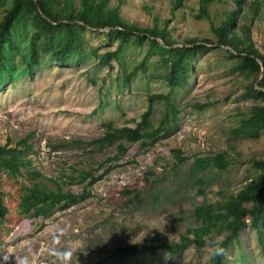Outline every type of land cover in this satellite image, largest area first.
I'll return each instance as SVG.
<instances>
[{
  "label": "rangeland",
  "instance_id": "obj_1",
  "mask_svg": "<svg viewBox=\"0 0 264 264\" xmlns=\"http://www.w3.org/2000/svg\"><path fill=\"white\" fill-rule=\"evenodd\" d=\"M75 3L79 6V0ZM109 5L119 6L127 22L152 27L156 19L163 26L171 17L172 0H125L121 5L110 0ZM234 6V0H215L210 7L212 19L217 21L218 14ZM198 7L199 0H185L177 11L170 29L179 41L214 38L210 21L196 18ZM248 8L246 14H250ZM84 36L81 62L44 65L33 75L0 88V145L14 147L26 139L34 150L28 156L33 176L25 169L17 178L0 171V190L9 210L0 222V264H64L58 254L66 250L72 254L68 264H115L110 255L119 246L151 240L178 243L198 225L196 207L238 193L258 174L254 162L264 160V131L257 137L231 132L252 106L263 104L250 93L257 88V80L232 72L234 60L223 51L210 50L195 59L188 85L175 93L181 107L177 131L143 144L124 142L128 146L125 157L107 161L119 152L120 141L114 145L96 141L105 133L103 123L136 126L148 109V95L167 93L169 87L144 71L126 82L125 72L143 61L144 49L130 46L120 59L105 65L94 53L114 50L118 42L105 43L103 35L90 31ZM253 40L264 54V3L253 27ZM48 59L46 53L43 60ZM152 60L148 66L155 64L156 57ZM155 106L149 119L157 125L163 102ZM219 153L228 160L227 170L213 167L193 172L196 158ZM82 170L93 172L97 180L91 184L92 177L70 185L68 177H78ZM34 181L90 196L64 210L55 208L29 218L20 213L19 206L24 187ZM223 238L220 235L217 240ZM213 248L191 244L177 254L141 253L122 264H212ZM225 257L227 264H264L256 230L246 227Z\"/></svg>",
  "mask_w": 264,
  "mask_h": 264
},
{
  "label": "trees",
  "instance_id": "obj_2",
  "mask_svg": "<svg viewBox=\"0 0 264 264\" xmlns=\"http://www.w3.org/2000/svg\"><path fill=\"white\" fill-rule=\"evenodd\" d=\"M125 0H118L119 5ZM185 0H172L171 17L159 26L156 19L152 27H141L122 18L119 6L111 7L110 0H0V88L8 83L31 76L41 66L57 63L67 65L83 60V46L86 43L84 32L90 31L104 36L105 43L117 41V47L105 53H94L100 63L109 65L113 59H120L127 48H142L145 58L131 72H125L126 82H131L139 71H144L152 79L162 80L169 87L167 93L148 95L149 106L142 114V120L134 127L118 126L113 121L103 123L105 133L96 141L101 145L118 144L119 152L107 161L122 160L128 152L124 142L133 144L147 143L159 137L168 138L177 131L181 107L178 106L175 93L185 88L190 80L193 62L199 55L210 50L223 51L234 61L232 72H240L247 77L254 76L257 88H251V95L263 104L250 108L248 115L232 129L238 136L257 137L264 131V54L253 40V27L261 14L264 0H234V8L218 14L217 21L212 19L210 7L215 0H199L198 20L207 19L211 23L214 38H185L179 41L170 29L176 20L177 11L184 6ZM248 6V13L245 6ZM105 30V32H103ZM22 49V51H20ZM49 59L44 61L45 54ZM19 55V62L15 61ZM225 55V56H226ZM150 65V59L153 64ZM43 60V62H42ZM163 102V112L155 125L150 116L156 112L155 103ZM33 147L22 139L14 147L0 145V171L17 178L25 172L33 176L32 159L28 156ZM180 160H185L181 151L175 150ZM258 174L238 193L215 203H204L195 208L198 225L181 236L178 243H162L155 240L119 246L110 255L115 264H122L131 257L141 254H155L169 251L177 254L191 244L198 247L212 245V264H227L225 252L239 241L246 227L256 230L261 248L264 250V160L254 162ZM216 167L227 170L228 160L225 154L196 158L191 165L193 172H202ZM94 176L93 172L82 170L78 177L69 176L68 183L78 184ZM97 179L92 178L91 184ZM54 184L55 180H51ZM199 183H204L198 179ZM51 189L43 182L34 181L23 189L20 213L37 218L52 210H64L77 201L90 196L89 192L75 194L64 191L58 184ZM9 210L0 190V222L6 220ZM223 235L224 238L217 240Z\"/></svg>",
  "mask_w": 264,
  "mask_h": 264
},
{
  "label": "clouds",
  "instance_id": "obj_3",
  "mask_svg": "<svg viewBox=\"0 0 264 264\" xmlns=\"http://www.w3.org/2000/svg\"><path fill=\"white\" fill-rule=\"evenodd\" d=\"M58 255L60 259L64 262V264H68V261L72 254H71V251L66 250L63 253H59Z\"/></svg>",
  "mask_w": 264,
  "mask_h": 264
}]
</instances>
